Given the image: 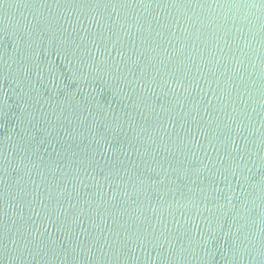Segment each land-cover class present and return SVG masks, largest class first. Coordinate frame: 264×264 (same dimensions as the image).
Returning <instances> with one entry per match:
<instances>
[{"label": "water", "instance_id": "1", "mask_svg": "<svg viewBox=\"0 0 264 264\" xmlns=\"http://www.w3.org/2000/svg\"><path fill=\"white\" fill-rule=\"evenodd\" d=\"M0 264H264V0H0Z\"/></svg>", "mask_w": 264, "mask_h": 264}]
</instances>
